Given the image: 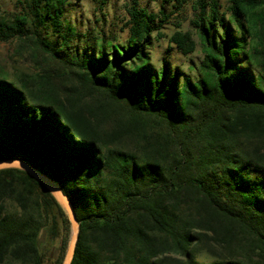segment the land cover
<instances>
[{
    "label": "trees",
    "instance_id": "obj_1",
    "mask_svg": "<svg viewBox=\"0 0 264 264\" xmlns=\"http://www.w3.org/2000/svg\"><path fill=\"white\" fill-rule=\"evenodd\" d=\"M69 1L29 0L0 19V42L31 43L42 68L20 85L0 79V162L60 185L80 223L73 264H202L203 238L223 250L212 264H264V0H231L229 19L200 0L195 76L151 63L170 17L139 0L125 43L101 32L92 51L68 53L79 35ZM170 43L185 56L198 48L190 32ZM44 230L64 236L63 264L64 208L26 171L0 170V264H45Z\"/></svg>",
    "mask_w": 264,
    "mask_h": 264
},
{
    "label": "rangeland",
    "instance_id": "obj_2",
    "mask_svg": "<svg viewBox=\"0 0 264 264\" xmlns=\"http://www.w3.org/2000/svg\"><path fill=\"white\" fill-rule=\"evenodd\" d=\"M28 1L0 0V19L13 14H23L28 10H26ZM139 1L141 7L147 8L154 13H159L163 10L170 17L168 23L161 31L162 35L157 36L155 34L153 46L149 49L151 63L155 68H160L162 61L167 60L173 70L178 68L186 75L195 76L197 71L193 67H199L203 60V53L197 29L194 27V21L197 20L201 13L202 3L206 6L207 12H209L211 7L210 0H202V3L200 0H186L182 7L178 6L174 0ZM216 1L219 5V11L229 19L231 0ZM130 4H132V0H70L66 7L65 19L68 24L77 29L79 35L74 37L71 43L72 47L67 52L74 55L75 51L82 52L85 47L92 51L96 47V41L93 40V36L99 35L101 32H104L109 38L115 39L118 43H125L129 37L127 22L129 20L128 8ZM178 31L192 33L198 43L195 53L185 56L175 45L170 43V38ZM50 32L52 33L53 31L51 30ZM33 49L34 47L31 43H26L16 38L9 42H0V79H7L20 85L21 78L26 79L27 76L30 78L42 74L39 59ZM68 84L71 85V83ZM112 127L113 122L109 121L103 128L110 130ZM122 144L128 149H139L137 140L132 138L124 139ZM66 213L69 217L67 211ZM199 232V230L195 231L194 234L198 235ZM71 235L72 228L70 223L69 244ZM63 243V235L56 239H51L45 230L42 231L40 247L45 255V264H55L59 260ZM197 244L196 258L202 264H212L223 253L220 246L206 238H203ZM169 259L172 264H177L175 262L177 259L185 260L176 254L171 255Z\"/></svg>",
    "mask_w": 264,
    "mask_h": 264
},
{
    "label": "water",
    "instance_id": "obj_3",
    "mask_svg": "<svg viewBox=\"0 0 264 264\" xmlns=\"http://www.w3.org/2000/svg\"><path fill=\"white\" fill-rule=\"evenodd\" d=\"M21 169L26 171L29 175L37 179L39 182L43 183L47 188L52 192V194L56 197L58 202L61 204V206L64 208L65 211L68 212L71 228H72V235H71V241L64 259L63 264H73L76 250L78 246L79 241V235H80V223L77 219L75 209L69 200V198L62 192L60 185L41 173L40 171L36 170L32 166H30L28 163L21 161V160H7V161H1L0 162V170L5 169Z\"/></svg>",
    "mask_w": 264,
    "mask_h": 264
}]
</instances>
